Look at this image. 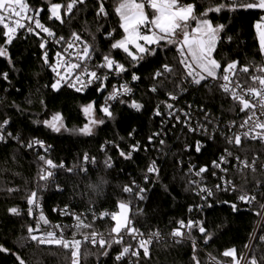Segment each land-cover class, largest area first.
<instances>
[{
    "label": "trees",
    "instance_id": "1",
    "mask_svg": "<svg viewBox=\"0 0 264 264\" xmlns=\"http://www.w3.org/2000/svg\"><path fill=\"white\" fill-rule=\"evenodd\" d=\"M51 2L64 5L68 0ZM181 2L194 4L197 14L208 7V0ZM26 3L30 11L41 10L39 17L47 23L51 14L49 0H26ZM213 3L228 4L230 0H213ZM80 7L83 10L77 12L74 9V14L65 17L63 24L55 20L49 25L53 37H64L65 44L75 32L82 41L94 46L92 56L96 60L103 61V56L110 54L115 61L124 64L127 71L120 74L121 78L113 77L109 72L104 89L124 78L133 83L134 94L131 98L121 99L124 103L119 100L112 105L113 118H109L100 110L104 98L99 97L98 86L85 93L67 87H52L55 84L54 55L61 47L47 43L46 35L36 36L26 31L19 33L11 44H6L0 28V47L7 50V55L0 57V124L8 121L4 128L7 138L0 141V245L9 250L0 252V264H18L12 253L18 254L25 264H74V261L76 264H117L115 257L123 245L115 242L110 248L83 245L77 257H73L71 247L65 249L61 245H41L32 241L28 231L35 222L33 213L29 214L28 199L32 192L36 193L35 201L43 200L47 219L62 224L68 237L102 232L108 239H114L111 229L115 222L105 214L117 213L122 202L130 207L129 221L143 234L168 235L181 220L200 222L206 229L205 233H200L198 226H194L190 233L199 238L202 248L195 247L194 250L189 243L171 241L149 244V255L144 256L142 250L140 258L131 264H196L194 256L200 264H208L206 254L219 264H236L253 233L257 213L264 205V170L251 173L243 182L245 190L257 195L258 203L253 207H244L234 196L220 192L197 212L198 199L185 168L188 163H195L211 171L212 162L226 150L241 159L260 157L264 160V146L253 142L236 146L217 137L197 152V142L203 141L200 136L170 123L163 139L161 128L171 95L184 96L182 101L193 103L198 112L210 113L215 121L234 119L241 112L240 105L230 101L217 84L211 85L208 81L196 84L194 90L183 95L184 80L191 78L186 77L174 44L153 45L155 54L136 62L122 50H111V43L124 35L119 16L114 12V0H105L107 17L96 16L97 0H86ZM261 17H264V10L244 8L235 11L225 8L219 13L208 14L213 26H225L214 53L222 66L231 61H238V68L263 65L264 53L256 29V24L262 22ZM191 27H195V21L191 22ZM109 32L113 33L110 38L106 36ZM228 37H231L230 41ZM42 42H46L43 49L40 47ZM45 52L50 58L48 63L44 60ZM166 64L174 71L156 78L155 73L163 70ZM4 73H7V79L3 78ZM133 73L139 79L132 80ZM153 87L157 91L153 92ZM98 99L93 110L104 123L94 134L83 136L78 130L88 120L82 108ZM132 101L142 107L139 110L131 107ZM157 110L160 115L156 114ZM56 115L62 118L67 130L57 133L43 123ZM35 141L43 142L46 148ZM134 145L138 147L132 151ZM121 151L131 152V157H122ZM85 155L91 159L86 171H80L84 168ZM49 159L63 167L52 168L54 176L51 180H41V168ZM153 161L159 167V177L155 183L151 179L146 182L144 172ZM69 168L74 171L68 172ZM125 186L133 187V193L144 188V199L124 192ZM231 204H236L239 210L233 211ZM13 207L18 209V214L9 211ZM191 208H194L193 213ZM57 209L64 214L58 213ZM71 213H84L87 227H70ZM261 236H264V226ZM230 249H235V259L222 255ZM105 250L108 255H103ZM253 255L259 264H264V260H260L264 256V240L257 241Z\"/></svg>",
    "mask_w": 264,
    "mask_h": 264
},
{
    "label": "snow or ice",
    "instance_id": "2",
    "mask_svg": "<svg viewBox=\"0 0 264 264\" xmlns=\"http://www.w3.org/2000/svg\"><path fill=\"white\" fill-rule=\"evenodd\" d=\"M98 7L96 9L97 17H107L108 12L105 8V0H97ZM86 0H68L64 5L60 3H52L49 0V11L51 13L50 19L55 18V20L60 23L65 22V17H70L74 14L73 10L77 12L82 11L81 5H85ZM146 5L148 8L152 9L151 18L146 14L145 8ZM64 9L63 15L61 14V9ZM228 8L231 11H235L237 8L244 9H260L264 10V0H230L228 4H214L213 0H208V7L203 13H196V6L194 4H183L181 0H114V12L118 14L120 19V28L123 30V37L118 40H114L110 45L111 50H122L132 61L136 62L145 58L146 55L155 54V48L161 46V42L165 44H174L177 46V51L181 54L182 59L179 61L181 66L185 71L186 77L191 78V82L197 85H200L202 81H207L209 78L219 81V88L224 92L229 94L232 99L239 103L240 111L247 112L246 118L239 125L240 129H243L241 132L233 133L232 137H226L229 143H234L236 146H239L242 142V137L244 139L251 140H260L264 143V65L255 67L252 72H250L249 66H241L238 68V61L227 62L222 66L221 62L218 61L213 53L216 52L218 43L221 42L220 33L224 29V25L213 26L212 22L207 18L210 12L219 13L221 10ZM33 14H29L30 6L26 3V0H0V28L3 29V36L6 38V44H11L13 39L16 38V35L19 30L23 29L29 33H39L35 32V29H40L42 32L47 33L49 37L54 36V33L49 28L41 24L38 19L39 13L41 10H31ZM195 21V27H191V22ZM262 22L256 24V29L259 37V45L262 50H264V17H261ZM35 25V28L32 25ZM107 37H112L113 33L109 32L106 34ZM72 40H69L66 44V49H74L77 47V41H80L83 44L82 48L76 52V59L78 62H73L71 60L63 59L61 53H57L58 64L53 66L52 70L57 71V67L60 64L66 69L65 75H61L60 72H57V75L61 76V80H65L67 77H74L75 81L79 83L81 81V76L89 77L86 81V84H92L99 81L98 91L104 90V81L108 79L109 72L115 71L116 75L124 73L127 71L124 64L115 61V59L110 55H104L102 63L96 64L95 69L92 70L88 68L84 61L91 58L92 53L95 51L93 45L88 44L87 42L81 41L79 34L73 32ZM64 37H59L57 42L63 41ZM228 40H231V37H228ZM141 41L143 43H141ZM46 42H42L40 47L45 48ZM135 51L132 50V48ZM7 50L5 47H0V57L6 56ZM44 60L48 63V54L44 53ZM51 66V65H50ZM164 71L172 73L174 69L169 65L163 66ZM99 69H107L108 72L100 75L98 74ZM79 70V71H78ZM163 72L155 73V77L163 76ZM242 76H246V79H241ZM3 78L7 79V73L3 74ZM139 77L133 73L132 80H137ZM251 81V83H249ZM59 81L57 82V84ZM69 86H74L71 80L68 81ZM57 84H53L52 87L57 88ZM255 85V86H254ZM122 89V91L120 90ZM81 88H76V91H81ZM132 89L126 84L120 85L119 89L115 88L105 98V105L101 107V111L109 118H113V113L110 111V105L107 103L108 100H116L119 96L130 94ZM152 91H157L156 87L152 88ZM247 97V98H246ZM175 99V96L171 97ZM121 103H124L121 100ZM131 107L139 110L142 105L132 101L130 104ZM171 104L168 105V108H172ZM94 109V103H90L87 106H83L82 110L87 114L90 119L83 128L78 131L84 135H91L93 127L96 124H103V120H96L91 118ZM157 115L161 113L159 110L156 112ZM179 121V116L176 117ZM43 123L51 128L54 132H61L65 128L64 122L59 115H56L52 118L51 121L45 120ZM8 124V121H3L0 124V141L6 140V135L4 134V128ZM235 126V122H233ZM190 131H195V129L190 128ZM8 136L11 134L8 133ZM156 135H159L158 133ZM151 137L149 140L151 141ZM43 147V142L35 141ZM161 144L164 143L163 140L160 141ZM32 145L30 144L29 147ZM137 145L132 147V151L137 150ZM197 152L200 151V144L197 142ZM227 151V150H226ZM120 155L125 158L131 157V152L125 153L124 151L120 152ZM231 152H227V156H231ZM44 160V157H41ZM84 161L88 162L91 158L87 155L84 156ZM237 160H240L239 157H236ZM94 162V161H93ZM108 167H111L109 161L105 162ZM227 163V157L221 156L219 162L213 161L214 168H221V165ZM240 163L245 168H251L255 171L256 160L252 161L250 165L247 160L240 161ZM45 164L49 169L56 167H63V165H56L52 160H45ZM194 167V166H193ZM222 171H227V169L221 168ZM74 171L69 168L68 172ZM80 171H86L85 168H81ZM191 171V169H190ZM208 168L200 167L199 170L195 173L196 176H201L202 173H206ZM148 173H158V169L155 167V161L153 164L148 167ZM216 173L213 172V175ZM53 175V172L45 169V174L41 175V180H47ZM147 180V176L145 177ZM193 184H197V181H191ZM231 184V181H227ZM259 183V182H258ZM138 187V186H136ZM220 188V185L216 186ZM234 187V186H233ZM124 192L133 193V187L125 186ZM11 191V189H9ZM146 190L144 188H139L138 192L133 193L139 199H144L143 193ZM201 192L206 193L205 198L212 196L213 193L211 190L201 187ZM36 193L32 192L30 198L28 199V204L33 205L35 203ZM238 199L244 201L245 203H251L256 200V196L253 195L249 197L246 193L241 194ZM225 203H228L225 201ZM233 211H238L236 204H231ZM264 208V205H261ZM120 212L113 213L111 219L115 221V226L111 229V233H115L117 238L115 239H106L102 234L97 240V233L92 232L90 242L93 245L99 243L101 248H110L111 243H122L123 236L121 232L123 230L127 231L129 235H135L137 230L135 228L128 227V212L129 205L127 203L119 204ZM191 210V209H190ZM13 214H18V209L13 207L9 210ZM32 209L29 208V214H31ZM109 215V214H105ZM259 215V213H257ZM40 221H43L44 224H47L48 221L44 218L43 215L39 218ZM77 220L80 221V218L77 217ZM179 227L173 230L172 235L174 237H183L185 232L180 229L187 228L190 230L194 226H198L200 233H205L206 229L200 224V222L189 220L185 224L183 220L178 222ZM80 225L78 224V227ZM87 227V225H84ZM39 221L36 224V228L33 229L31 226L28 231L32 241H36L41 245H61L65 249L72 248V256L76 257L81 245V240L75 239V234L73 235V240L69 241L64 238L63 234L57 237L55 231H48L42 233L39 237L37 235H32L34 231L40 230ZM59 227V226H57ZM111 235V234H110ZM159 233H153L152 237L148 239H140L138 241L139 247L143 249L144 256L149 255V248L147 245L152 243V238H158ZM261 240H264V236L260 237ZM85 241L89 240L88 236L84 237ZM195 250V243L193 244ZM0 252H9L8 249L0 245ZM131 254L132 256H139V251L132 250L131 245L125 246L122 248V251L115 257L116 261H121L125 255ZM16 256L18 264H25V261L16 253H12ZM103 255H108L107 250L104 251ZM224 257H233L235 259L236 251L235 249L226 250L223 254ZM193 259L196 261V264H200L199 260L194 256ZM260 260H264V256L260 257ZM76 264V261H74ZM249 264H259L255 255L249 260Z\"/></svg>",
    "mask_w": 264,
    "mask_h": 264
},
{
    "label": "built area",
    "instance_id": "3",
    "mask_svg": "<svg viewBox=\"0 0 264 264\" xmlns=\"http://www.w3.org/2000/svg\"><path fill=\"white\" fill-rule=\"evenodd\" d=\"M145 10H146L147 14L149 15V18H151L150 8H148L147 5H146ZM29 14H33L32 11H30ZM61 14H62V11H61ZM50 16H51V14H50ZM38 19L40 20L41 24H43L45 27L52 30L49 27V25L55 22V18L50 19V17H49L47 20V23H43L39 16H38ZM32 27L35 28V25L33 24ZM23 31H25V30H23V29L19 30L17 35ZM35 32L39 33V35H36L35 33H29V32L28 33L32 34V35H36V36L46 35L48 38L47 43H50L53 46H57L58 48L61 47L60 51L57 50L56 54L54 55L53 66H56L58 64L57 53H61L63 59H65V60H71L73 62H78L76 59V52L79 50V48L83 47V44L80 41L76 42L77 43L76 48L66 49L67 42L65 44L63 43V41L57 42L58 38H54L53 36L49 37L47 35V33L42 32L40 29H35ZM17 35H16V37H17ZM70 40H72V39H70ZM63 44H64V46L62 47ZM178 54H179V57L181 60L182 59L181 54L179 52H178ZM48 62H50L49 56H48ZM102 62L103 61L96 60L91 55V58L84 61V64L88 68H90L92 70H96L95 65L102 63ZM263 65H264V58H263ZM254 68H255L254 66H251L249 69L251 71H253ZM57 72H60L61 75H65L66 69L63 66V64H60V66L57 67V71L54 72L55 84H57V82L59 81V83L57 84L59 87H67V88H71L74 90H76V88H81L82 90L79 91V93H85V92L89 91L91 88L99 85V81L94 82L92 84H86V81L89 78L87 76H81V81L79 83H77L75 81L74 77H67L65 80H61V76L57 75ZM105 72H108L107 69H99L98 70V74H100V75L104 74ZM159 72L165 73L164 68H163V70H159ZM112 73H113V77L121 78V75L120 74L116 75L115 71H112ZM160 77H162V76H160ZM160 77H156V78H160ZM241 79L242 80L246 79V76H242ZM69 80H71V82L74 84V86H71V87L69 86V83H68ZM207 81L211 85H215V84L218 85L219 84V81L213 80L210 78ZM126 83L132 89L131 93L121 95L116 100H108L107 103L110 106H112V105L116 104L121 99L131 98L134 94L133 83L130 82L129 80L122 78V79H119L117 82L113 83L109 89H107V90L105 89V93L103 94V98H104L103 106L105 105V98L109 96V94L113 91L114 87L119 89L120 85H124ZM249 83H251V81H249ZM105 86H106V81H104V88H105ZM195 87H196V84L192 83L191 79L184 80V85L182 88L183 93H184L183 95H187L189 93V91L194 90ZM120 90L122 91V89H120ZM225 94L230 99V101L239 105V103L234 101L229 94H227V93H225ZM172 96H175V99H172L171 98ZM183 99H184V96H178V95L169 96L168 103H167L166 119L162 123V128H161L162 133H163V137H162L163 139L166 138V136H167L166 129L170 123L173 125V127L182 126L190 134H195L197 136H200L203 140V141L199 142L201 148L205 147L206 143L208 141H213L217 137H223L226 139V137H232L233 133L243 131V129H240L239 125L246 118V116L248 114L247 112H240V113L236 114L235 118L232 120H228V121L227 120L226 121L217 120V121H215L211 117L210 113L205 112L204 110H201L200 112H198V108L195 107L193 105V103L188 102L186 100L182 101ZM169 104H171L173 107L168 108ZM177 116H179V121L176 119ZM262 119H264V118H262ZM233 122H235V126H233ZM190 128L195 129V131H190L189 130ZM243 142H253V143H257L259 145L264 146V143H262L260 140L244 139L242 137L241 143H243ZM230 144L234 145V143H230ZM43 148H46V145H44ZM185 150H188V147H186ZM227 152H230V151L229 150L225 151L223 154H221L219 156V158L217 160V162H219L221 156L227 157V163H224L221 165V168L227 169V171H222L221 168L212 167L211 171L208 170L206 173H202L201 176H196L195 173L199 170L200 167H204V166H198L195 163L194 164L193 163L187 164V166L185 168L186 174L190 177L191 181H197L198 182L197 184L191 183L193 188H194V194L198 199L197 212H200V210H202L204 208L205 204L208 201L214 199L216 193H220V192L221 193H228V194L234 196L236 198L237 203L243 205L244 207H253L254 205H256L258 203L257 195L255 193H252V192L245 190L243 188V182L248 178V176L251 173L256 172L258 169L264 170V160H262V158H260V157H256L255 158V160H256L255 171H253L251 168L243 167V165L240 163V161H243L246 159H241L239 156L234 155V154H232L231 156H227ZM236 157H239L240 160H237ZM247 161L251 165L253 159L247 160ZM152 164H153V162L149 166H151ZM87 165H88V162L84 161V168L85 169H86ZM155 167L158 169V172H159V167L157 166L156 162H155ZM45 169L53 172V175L48 178L49 180H51L54 176V169H52V168L49 169L48 166L45 164L41 168L42 174H45ZM147 169L144 172V181L148 182L151 179L154 183L157 182V178L159 177V173H148ZM190 169H191V171H190ZM213 172H215L216 174L213 175ZM239 175H240V177H242V179L239 177ZM146 176H147V180L145 179ZM227 181H231L232 183L229 184V183H227ZM217 185H220L221 187L217 188L216 187ZM201 187H204V188L211 190L213 195L205 198L206 193L200 191ZM245 193L249 197L255 195L256 200L251 202V203H245L244 201H240L238 199V197L241 194H245ZM139 200H141V199H139ZM31 209H32L31 212L35 216V222H34V226L32 228L33 229L36 228V224L38 221L41 225L40 230L38 232L34 231L32 233V235H37L39 237L42 233H45L48 231H55L57 237H59L62 233L65 239H67L69 241L73 240V237H68L66 231H64V227L62 226V224L52 222V221H49L47 219L46 214H45L46 211H45L42 199L35 201V203L33 205H31ZM57 212L62 214V215L64 214V212L62 210H59V209H57ZM190 212L193 213L194 208H191ZM107 214H109L108 216L111 217V215H110L111 212H108ZM41 215H43L44 218L48 221L47 224H44L43 221L39 220ZM70 216H71V220H72L70 222V227L79 228V227H82L85 225V220H86L87 216L84 213H71ZM77 217L80 218V221L77 220ZM192 221H194V220H192ZM186 223L187 222H185V224ZM78 224L80 225L79 227H78ZM63 225H65V224H63ZM57 226H59V227H57ZM263 226H264V208H262L261 211L259 212V215H257V221L255 224L253 233H252V235H251V237H250V239H249V241L245 247V250H244L242 256L240 257V259L237 261L236 264H249V260L251 259L252 255H253L256 243L261 237V232H262ZM128 227L134 228L133 224L130 221H129ZM178 227H179V225L175 229H177ZM180 230L185 232V236L174 237L172 235L173 230L168 235H165L163 233H159L158 238H152L151 244L164 243L166 241H171V242L176 243V244L189 243V244L193 245L195 243V247L202 248L203 243H201L199 241V238H197V237L195 238L191 234H189V229L183 228ZM95 233H97V240H99V236L101 234L106 239H108V236L105 233H102V232H95ZM190 233H191V230H190ZM152 234L153 233L143 234L142 232L137 230V233L133 236V235L127 234L126 230H123L121 232V235L123 236V242L118 243V244H122L123 247L131 245L132 250H134V251L138 250L140 254H139V256H132L129 253L128 255H125L121 261H116V263L117 264H131L135 260L139 259L143 249L139 247L138 241L140 239H148V238L152 237ZM85 236L89 237L88 241L84 240ZM113 237H114V239L117 238L115 233H114ZM90 238H91V233L87 234V235H82V236H75V239L81 240V242H82L80 247H82L83 245H87V244H89L91 246H99V243H97L96 245H93L90 242ZM206 256H207L208 264H219L209 254H206Z\"/></svg>",
    "mask_w": 264,
    "mask_h": 264
},
{
    "label": "rangeland",
    "instance_id": "4",
    "mask_svg": "<svg viewBox=\"0 0 264 264\" xmlns=\"http://www.w3.org/2000/svg\"><path fill=\"white\" fill-rule=\"evenodd\" d=\"M61 11H62V9H61ZM141 43H143L142 41H141ZM130 48H132V46H130ZM132 50L133 51H135V49L134 48H132ZM215 53V52H214ZM214 53H213V55H214ZM263 53H264V50H263ZM211 79V78H210ZM55 89H59V86L57 85V88H55ZM86 115V117H87V120H88V122H89V119H90V117L87 115V114H85ZM91 118H93V119H96V120H99L98 118H97V116H96V114H95V112H94V110H93V113H92V117ZM101 124H96L95 126H92L93 127V131H92V134H94L96 131H97V129H98V127L100 126ZM63 130V129H62ZM61 130V131H62ZM81 135H83V136H88V135H84V134H82V133H80ZM118 212H120V209H118ZM117 212V213H118ZM129 215H130V207H129V212H128V225H129ZM115 222V221H114ZM77 257V256H76Z\"/></svg>",
    "mask_w": 264,
    "mask_h": 264
},
{
    "label": "water",
    "instance_id": "5",
    "mask_svg": "<svg viewBox=\"0 0 264 264\" xmlns=\"http://www.w3.org/2000/svg\"><path fill=\"white\" fill-rule=\"evenodd\" d=\"M105 93V89L103 91L99 92V97H102L103 94ZM99 101V99L94 103V105Z\"/></svg>",
    "mask_w": 264,
    "mask_h": 264
},
{
    "label": "crops",
    "instance_id": "6",
    "mask_svg": "<svg viewBox=\"0 0 264 264\" xmlns=\"http://www.w3.org/2000/svg\"><path fill=\"white\" fill-rule=\"evenodd\" d=\"M146 11V10H145ZM150 13L152 14V9H150ZM146 14H147V12H146Z\"/></svg>",
    "mask_w": 264,
    "mask_h": 264
}]
</instances>
